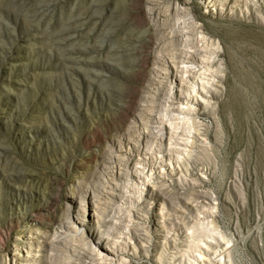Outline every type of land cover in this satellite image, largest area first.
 <instances>
[{
    "label": "rangeland",
    "instance_id": "374dc122",
    "mask_svg": "<svg viewBox=\"0 0 264 264\" xmlns=\"http://www.w3.org/2000/svg\"><path fill=\"white\" fill-rule=\"evenodd\" d=\"M0 264H264V0H0Z\"/></svg>",
    "mask_w": 264,
    "mask_h": 264
},
{
    "label": "bare ground",
    "instance_id": "6f19581e",
    "mask_svg": "<svg viewBox=\"0 0 264 264\" xmlns=\"http://www.w3.org/2000/svg\"><path fill=\"white\" fill-rule=\"evenodd\" d=\"M167 60V59H166ZM164 67V66H163ZM167 70V69H166ZM192 71V70H191ZM174 72H175V70H174ZM179 72V71H178ZM188 74V73H187ZM191 76V75H190ZM184 77V76H183ZM184 79V78H183ZM181 111V110H180ZM173 112V111H172ZM171 112V113H172ZM176 112H178V111H176ZM169 113V112H168ZM193 116V115H192ZM194 118V117H193ZM173 119V118H172ZM64 228V227H63ZM69 228V227H68Z\"/></svg>",
    "mask_w": 264,
    "mask_h": 264
}]
</instances>
